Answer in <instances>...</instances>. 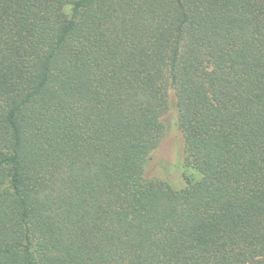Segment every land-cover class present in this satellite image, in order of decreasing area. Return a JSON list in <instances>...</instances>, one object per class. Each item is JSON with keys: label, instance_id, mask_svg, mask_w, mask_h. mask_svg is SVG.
Instances as JSON below:
<instances>
[{"label": "trees", "instance_id": "obj_1", "mask_svg": "<svg viewBox=\"0 0 264 264\" xmlns=\"http://www.w3.org/2000/svg\"><path fill=\"white\" fill-rule=\"evenodd\" d=\"M0 264H264V0H0Z\"/></svg>", "mask_w": 264, "mask_h": 264}, {"label": "rangeland", "instance_id": "obj_2", "mask_svg": "<svg viewBox=\"0 0 264 264\" xmlns=\"http://www.w3.org/2000/svg\"><path fill=\"white\" fill-rule=\"evenodd\" d=\"M165 131L154 152L150 175L165 180L171 186L182 184L181 172L188 170L198 180L199 171L188 162V151L181 132L175 126L173 94L170 92L169 109L164 118Z\"/></svg>", "mask_w": 264, "mask_h": 264}]
</instances>
